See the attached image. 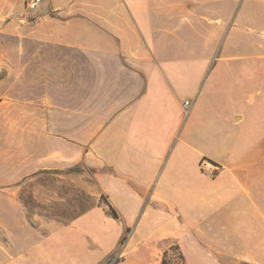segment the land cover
I'll return each mask as SVG.
<instances>
[{
  "label": "crops",
  "instance_id": "0c3cea01",
  "mask_svg": "<svg viewBox=\"0 0 264 264\" xmlns=\"http://www.w3.org/2000/svg\"><path fill=\"white\" fill-rule=\"evenodd\" d=\"M0 35V264H264V0H0ZM44 176L92 205L33 223Z\"/></svg>",
  "mask_w": 264,
  "mask_h": 264
},
{
  "label": "rangeland",
  "instance_id": "374dc122",
  "mask_svg": "<svg viewBox=\"0 0 264 264\" xmlns=\"http://www.w3.org/2000/svg\"><path fill=\"white\" fill-rule=\"evenodd\" d=\"M13 42V38L0 35V54L13 53V50L5 49ZM4 73L0 71V77ZM37 185V194L27 192L22 196L24 213L33 223L40 225L48 220L66 223L92 205V197L79 192L74 181L63 184L57 178L44 176L38 179Z\"/></svg>",
  "mask_w": 264,
  "mask_h": 264
},
{
  "label": "built area",
  "instance_id": "2783aa9c",
  "mask_svg": "<svg viewBox=\"0 0 264 264\" xmlns=\"http://www.w3.org/2000/svg\"><path fill=\"white\" fill-rule=\"evenodd\" d=\"M40 1L41 0H23L26 11L31 12V11L36 10L40 4ZM22 21L24 23L25 22L37 23L38 19H33V18L29 19L27 17H24ZM188 106H189V102L188 101L184 102L183 107H184V113L185 114L188 113ZM116 259H118V258H116Z\"/></svg>",
  "mask_w": 264,
  "mask_h": 264
},
{
  "label": "trees",
  "instance_id": "16d2710c",
  "mask_svg": "<svg viewBox=\"0 0 264 264\" xmlns=\"http://www.w3.org/2000/svg\"><path fill=\"white\" fill-rule=\"evenodd\" d=\"M108 212L113 216V217H117L116 213L109 207L108 208ZM126 239V235L123 237L122 239V243L125 241ZM115 262H117V259L115 260ZM164 263H166L165 259H164Z\"/></svg>",
  "mask_w": 264,
  "mask_h": 264
}]
</instances>
